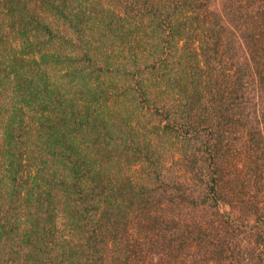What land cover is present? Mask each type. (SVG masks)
Listing matches in <instances>:
<instances>
[{
  "label": "trees",
  "instance_id": "1",
  "mask_svg": "<svg viewBox=\"0 0 264 264\" xmlns=\"http://www.w3.org/2000/svg\"><path fill=\"white\" fill-rule=\"evenodd\" d=\"M0 93V264H264V0H0Z\"/></svg>",
  "mask_w": 264,
  "mask_h": 264
},
{
  "label": "rangeland",
  "instance_id": "2",
  "mask_svg": "<svg viewBox=\"0 0 264 264\" xmlns=\"http://www.w3.org/2000/svg\"><path fill=\"white\" fill-rule=\"evenodd\" d=\"M0 99H6L0 102V196H1L2 188H5L12 183L11 175H13L16 166L15 164L13 165L11 161L13 160L12 155L16 145L12 144L11 142L12 140L8 141L2 136L1 127L5 125L9 115V105H8L9 101L6 98V94L0 93ZM122 107L125 108L126 105L125 106L123 105ZM128 108H129V112L132 111L135 116H138L137 104H135V106L134 105L128 106ZM145 120L147 119L145 118ZM151 137L153 138L151 141V149L157 147L156 151L158 152L157 153L158 159L157 162H155L154 167L151 168L150 170L152 172V175L159 182L158 185L163 187L164 185H168L170 182L178 179L177 175L183 177L185 173V169L182 166L180 151L178 147H176V145L172 143L173 142L172 140L162 139L163 143L160 144L156 139L155 133H152ZM19 147H20L19 153L24 152L23 146H19ZM23 157H24V153H23ZM25 161L26 160L23 159L21 163H25ZM135 162L136 161H134V159L132 160V162L130 163L126 162L125 164H123L122 161L121 168H123L124 170L122 172L118 171L116 174H122V176L129 175L130 178L133 179L135 182L136 181L137 183L142 182L143 181L141 179L142 171L140 169L141 166ZM17 169L18 171L16 173V178L20 179V181L26 179L27 178V171L25 170L26 167L24 168V165L21 164L17 167ZM143 182L144 184H146L144 185L145 187L149 186L148 182L145 181ZM3 202L4 201L0 197V225L3 226V224L6 223L7 232L11 231L13 227H16L14 224V218H17L20 221L19 225L21 226V230H22L24 225L23 220H24L25 210L21 206H17L14 209H12L10 212H4L5 206ZM168 202H169V197L165 198V200L163 201V203H168ZM18 220L16 222L17 224H18ZM12 233H5L3 236H10L12 235ZM2 234H3V230H2ZM17 245H19V242H17ZM0 247H2V245H0ZM14 249H15V243H6L5 246L2 248V250H7V251Z\"/></svg>",
  "mask_w": 264,
  "mask_h": 264
}]
</instances>
